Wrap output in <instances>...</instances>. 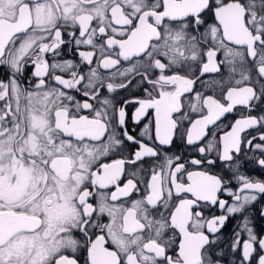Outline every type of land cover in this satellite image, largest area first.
I'll return each mask as SVG.
<instances>
[{
  "label": "snow or ice",
  "instance_id": "6c2138e0",
  "mask_svg": "<svg viewBox=\"0 0 264 264\" xmlns=\"http://www.w3.org/2000/svg\"><path fill=\"white\" fill-rule=\"evenodd\" d=\"M247 165L264 0H0V264H264Z\"/></svg>",
  "mask_w": 264,
  "mask_h": 264
},
{
  "label": "flooded vegetation",
  "instance_id": "af4514ba",
  "mask_svg": "<svg viewBox=\"0 0 264 264\" xmlns=\"http://www.w3.org/2000/svg\"><path fill=\"white\" fill-rule=\"evenodd\" d=\"M244 170L247 172V174H249L251 176H255V177L264 179V171H261L258 168H255L253 166L247 165V166H245ZM262 205H264V201L259 202L256 205V208L259 209ZM236 223H237V218L230 219V221L228 222V224L226 225V227L224 229L225 234L230 233L231 230L236 226ZM255 225H256V229L258 231L264 229V218H261L257 214L256 217H255Z\"/></svg>",
  "mask_w": 264,
  "mask_h": 264
}]
</instances>
